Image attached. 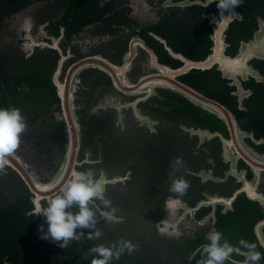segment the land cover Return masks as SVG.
<instances>
[{
    "label": "flooded vegetation",
    "instance_id": "obj_1",
    "mask_svg": "<svg viewBox=\"0 0 264 264\" xmlns=\"http://www.w3.org/2000/svg\"><path fill=\"white\" fill-rule=\"evenodd\" d=\"M235 11L219 46L215 0H0V107L28 125L0 172V264H91L92 246L120 237L137 250L112 264H196L213 229L264 253V44L243 51L264 0ZM97 57L113 73H74ZM177 156L183 197L169 192ZM73 169L103 181L121 219L65 249L41 239L34 213Z\"/></svg>",
    "mask_w": 264,
    "mask_h": 264
},
{
    "label": "clouds",
    "instance_id": "obj_2",
    "mask_svg": "<svg viewBox=\"0 0 264 264\" xmlns=\"http://www.w3.org/2000/svg\"><path fill=\"white\" fill-rule=\"evenodd\" d=\"M215 3L219 10V21H222L238 17L235 8L243 4V0H215ZM27 127L19 108L0 107V172L6 168L9 157L18 150ZM183 167V158L174 157L169 171V192L177 197L186 195L190 187L183 176L177 175ZM105 191L102 180L73 169L62 186L46 197V204L37 203L35 206L34 214L44 217L47 225L46 231L45 224L39 225V231L43 233L41 239L57 243L65 249L74 241L98 240L103 234L97 227L100 220L115 223L121 219L117 215L118 209L105 196ZM205 240L207 243L201 246L200 259L196 260V264H259L264 259V253L256 250L257 244L243 238L238 241L237 247L225 239L220 231L213 229L206 233ZM241 249L246 250L243 253L245 258L239 262L232 261L233 253ZM136 250L137 245L125 237L107 246L94 245L89 249L94 257L91 264H112L126 251L131 254Z\"/></svg>",
    "mask_w": 264,
    "mask_h": 264
},
{
    "label": "water",
    "instance_id": "obj_3",
    "mask_svg": "<svg viewBox=\"0 0 264 264\" xmlns=\"http://www.w3.org/2000/svg\"><path fill=\"white\" fill-rule=\"evenodd\" d=\"M231 19H232V18H231ZM231 19L226 18V23H223V24L220 25V26H222L223 29L219 28V30H218V34L215 36V38H216V43H217V45H219V46H220V41H219V39H222V38H223L221 31L224 30V27L227 26L226 24H228V22H229ZM261 40H262V44H264V28H263V29L260 31V33L257 35L256 42L251 43L249 46H248L247 44H245V47H244V50H243V51H244V54L247 55V54H248V51L256 50V47H255V46H256V44H257V46H258ZM245 58H246V60H247L248 55L245 56ZM210 61H211V60H210ZM89 64H95V65H98V64L100 65V64H101V65H102V68H105V69H107L108 71H110V72L113 73V68H114L113 65H112L110 62H108L107 60H100L98 57H97V59H85V60H82V61L76 63V64L74 65V67H73V71H74V73H75L76 71L80 70L81 68H83L84 66H87V65H89ZM72 73H73V72H72ZM253 73H255V72L253 71ZM183 85H184V84H183ZM194 91H195V90H192V89H191V92H192L193 96H194ZM195 92H196V91H195ZM197 94L199 95V97H202V98H199V99H203L204 101L207 99V98H205L204 96H201L200 93L197 92Z\"/></svg>",
    "mask_w": 264,
    "mask_h": 264
},
{
    "label": "rangeland",
    "instance_id": "obj_4",
    "mask_svg": "<svg viewBox=\"0 0 264 264\" xmlns=\"http://www.w3.org/2000/svg\"><path fill=\"white\" fill-rule=\"evenodd\" d=\"M26 12H28V11H26ZM29 13V12H28ZM22 14V13H21ZM20 15V14H19ZM18 15V16H19ZM17 16V17H18ZM26 16V13H24L22 16H21V18H20V20H19V22L18 23H24V17ZM16 18V17H15ZM15 18L13 19V21L15 20ZM18 24L16 25V28H18ZM20 29H21V27H20ZM8 36V35H7ZM42 245V243L41 242H37V243H35L34 245H32L29 249H28V254L30 255V252L31 253H33L34 255H33V259H36V252H38V251H40L41 249H38L37 250V248H40V246ZM37 250V251H36ZM45 253H47L45 256H43V259H49L50 260V250L49 251H45Z\"/></svg>",
    "mask_w": 264,
    "mask_h": 264
}]
</instances>
